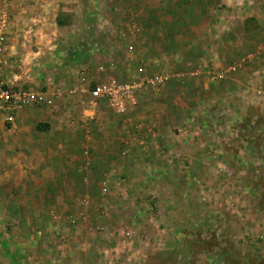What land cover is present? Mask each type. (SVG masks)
<instances>
[{
    "label": "rangeland",
    "instance_id": "rangeland-1",
    "mask_svg": "<svg viewBox=\"0 0 264 264\" xmlns=\"http://www.w3.org/2000/svg\"><path fill=\"white\" fill-rule=\"evenodd\" d=\"M82 3L104 15L89 22L99 44L117 43L103 55L159 58L149 45L168 41L169 78L131 114L98 106L85 129L67 106L53 138L39 126L34 151L13 152L23 159L11 179L0 172V188L39 155L62 153L71 176L66 192L35 193L32 223L0 217V264H264V0ZM193 30L206 37L186 50ZM130 61L118 67L128 78L112 74L119 82L140 79ZM108 63L95 65L106 80ZM157 73L147 66V78Z\"/></svg>",
    "mask_w": 264,
    "mask_h": 264
},
{
    "label": "crops",
    "instance_id": "crops-1",
    "mask_svg": "<svg viewBox=\"0 0 264 264\" xmlns=\"http://www.w3.org/2000/svg\"><path fill=\"white\" fill-rule=\"evenodd\" d=\"M82 1L86 0H10L9 2L11 19L7 48L9 65L2 70V77L8 85L33 89L41 101L39 105L30 106L18 113L15 127L18 130L14 135H11L14 132L11 130L14 128L11 129L10 126L4 125L0 115V172L6 168L9 171V173L4 172L2 177L7 176L11 179L12 168L15 166L13 162L23 159L22 154H16V157L12 156L15 150L34 151V147L39 143L36 138L45 135L39 134L37 131L39 126L41 128L43 125H47L48 133L46 135L50 139L53 138L54 131L58 127L57 115L62 114L67 106L70 108L77 104L76 109L79 110L81 123H79L80 121L73 123L79 125L80 129H85L83 128L85 125L86 127L89 126L90 119L88 116L90 112L81 103L82 97L77 93L71 94L70 92L82 85V78H85L86 84L91 87L108 81L103 78L105 72L99 73V66H95L100 65L101 61L104 65L108 63V60L117 64V70L114 68L115 65H112V70H109V73L115 74L116 76H114L119 79L121 77L128 78L132 74L121 76L120 69H118L121 63L126 62L129 66L128 61L130 59H135L130 62L135 61V64L138 65L135 76L140 79H132L134 81L147 78V66L150 65L157 67L159 71L157 74L159 75L166 72L165 69L162 71L160 66L167 59L169 48L167 50L164 48H166L168 41L160 42L159 45L153 43L149 45V49H154L157 53L162 52L159 58L149 56L148 53L145 55L143 51L137 55L135 53V56L131 55V58L125 52L122 57L123 60L119 55L112 58L117 43H105L104 41L99 44L98 36L100 33H95L93 24L89 23H94L97 18L99 19L104 15H101L98 10V13L94 9L88 10L89 4L86 7ZM93 4L95 7L96 0H93ZM105 15L107 16L106 13ZM129 26L131 25L128 24V26L121 28H129ZM194 31H191L193 33L188 43L181 44V47L187 50L198 46L196 44L199 43L202 36L196 35V37ZM162 32L164 31L162 30ZM206 33H209V29ZM203 37L205 39V33ZM125 38L130 40L127 34ZM120 40H122L121 37ZM103 44L109 46L114 53L108 51L107 55H103L101 53ZM201 48L206 51L207 43L204 46L201 44ZM177 57L179 60H183L180 59L183 54H178ZM178 58L177 61H179ZM113 75L110 79L120 81ZM143 97L144 94L140 97V105ZM133 112L134 109L129 110L130 114ZM60 145L61 148L62 143ZM51 155L28 158L30 163L24 166L26 170L23 172H21L22 168L20 170L26 176L22 174L18 176L17 174L15 175L17 178H14L12 182L9 178L5 180L7 185L0 188V217L15 221L16 226H21L25 221L30 224L27 219L30 217L32 223L37 212L36 199L33 200L35 193H51L56 187L61 193L67 191L63 180L71 176L68 173V159L66 156L61 158L62 153L59 156ZM16 167L20 168V164H16ZM39 170H41L40 173L37 172ZM23 178L25 181H22ZM55 180L56 182L53 183ZM58 180L60 183L57 182ZM17 233L20 234L19 231ZM8 253H11L10 250L5 248L1 255L4 258L12 257Z\"/></svg>",
    "mask_w": 264,
    "mask_h": 264
},
{
    "label": "built area",
    "instance_id": "built-area-1",
    "mask_svg": "<svg viewBox=\"0 0 264 264\" xmlns=\"http://www.w3.org/2000/svg\"><path fill=\"white\" fill-rule=\"evenodd\" d=\"M10 0H1L0 10V115L3 124L16 127V119L19 112L30 106L39 105L41 98L33 89L8 85L2 77V70L9 65L8 56V33L11 26L9 13ZM132 51V48H129ZM236 68L229 69L235 71ZM104 68L98 69L99 73H104ZM82 77V76H81ZM169 77L159 75L154 78H145L140 81L132 80L119 82L110 79L103 83L95 84L93 87L87 85L85 78L81 79V84L71 94H78L82 97V103L90 112L88 118H93L92 112L98 106L106 105L117 115L124 116L129 110L135 109L139 105L140 97L147 89L157 91L166 84ZM218 79H223L222 74H217Z\"/></svg>",
    "mask_w": 264,
    "mask_h": 264
}]
</instances>
